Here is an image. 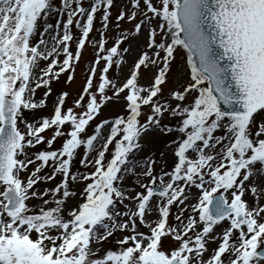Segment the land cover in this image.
<instances>
[{
    "label": "snow or ice",
    "instance_id": "6c2138e0",
    "mask_svg": "<svg viewBox=\"0 0 264 264\" xmlns=\"http://www.w3.org/2000/svg\"><path fill=\"white\" fill-rule=\"evenodd\" d=\"M114 6L0 0V264H264V0Z\"/></svg>",
    "mask_w": 264,
    "mask_h": 264
},
{
    "label": "rangeland",
    "instance_id": "374dc122",
    "mask_svg": "<svg viewBox=\"0 0 264 264\" xmlns=\"http://www.w3.org/2000/svg\"><path fill=\"white\" fill-rule=\"evenodd\" d=\"M59 2V0H57V3ZM86 3H87V0H86ZM121 3H122V0H115V6L113 7L112 9V14L113 16L116 15V13L118 12V10L120 9L121 7ZM52 23H55V21L53 20ZM73 31H76L75 29H73ZM92 37H95L97 36V33L94 31L92 34H91ZM142 39H143V36H142ZM92 58V49L90 46H86V48L84 49V52H83V58L81 60V63H80V67L77 68L76 70V73H75V81L73 82V84L70 86V87H67L66 90L70 92V97H69V102H71V96L72 95H75L77 90L81 87L82 83H83V79H84V71L86 70V65H87V62ZM177 66L174 65L173 66V73H172V80H170L169 82V85H166L165 86V90L167 91V88L168 87H174L175 86V77L177 75ZM142 82H144V78H143V74H142ZM115 111H117L116 108H108L104 111V116H109L111 114H113ZM167 122V121H166ZM174 122V120H173ZM158 142L156 141V144ZM161 144V143H160ZM159 144V148L161 150V146ZM44 185H41V187H43ZM105 247H110V245H105Z\"/></svg>",
    "mask_w": 264,
    "mask_h": 264
},
{
    "label": "bare ground",
    "instance_id": "6f19581e",
    "mask_svg": "<svg viewBox=\"0 0 264 264\" xmlns=\"http://www.w3.org/2000/svg\"><path fill=\"white\" fill-rule=\"evenodd\" d=\"M141 40H142V36H141ZM158 143H157V146H159V144H160V142H159V138H157V140H156ZM162 144H160V146H161ZM161 150H163V145L161 146ZM165 159L167 160V159H170V157L169 156H165Z\"/></svg>",
    "mask_w": 264,
    "mask_h": 264
}]
</instances>
